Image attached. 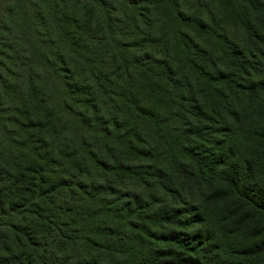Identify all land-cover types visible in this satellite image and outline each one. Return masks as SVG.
Wrapping results in <instances>:
<instances>
[{"label": "trees", "instance_id": "trees-1", "mask_svg": "<svg viewBox=\"0 0 264 264\" xmlns=\"http://www.w3.org/2000/svg\"><path fill=\"white\" fill-rule=\"evenodd\" d=\"M0 264H264V0H5Z\"/></svg>", "mask_w": 264, "mask_h": 264}, {"label": "rangeland", "instance_id": "rangeland-1", "mask_svg": "<svg viewBox=\"0 0 264 264\" xmlns=\"http://www.w3.org/2000/svg\"><path fill=\"white\" fill-rule=\"evenodd\" d=\"M5 1V0H4ZM4 1L0 0V9L2 8V6L4 5Z\"/></svg>", "mask_w": 264, "mask_h": 264}]
</instances>
